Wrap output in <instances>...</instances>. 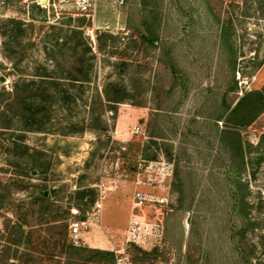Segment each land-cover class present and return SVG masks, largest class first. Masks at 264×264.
<instances>
[{"label": "rangeland", "instance_id": "obj_1", "mask_svg": "<svg viewBox=\"0 0 264 264\" xmlns=\"http://www.w3.org/2000/svg\"><path fill=\"white\" fill-rule=\"evenodd\" d=\"M78 18L72 0H0L3 264H75L73 208L81 220L101 217L89 219L83 247L124 248L132 262L136 248L149 252L155 241L152 264H264V111L240 130L244 164L224 134L227 110L264 87V0H97L94 22L79 27ZM143 22L160 46L131 53L132 40L147 34ZM45 75L55 82L42 85ZM23 83H34V120L17 106L18 116L2 115ZM158 133L165 138L151 137ZM130 146L139 148L134 175L121 158ZM138 174H168L164 230L134 206ZM44 189L47 203L36 202ZM133 220L149 228L135 243L127 239Z\"/></svg>", "mask_w": 264, "mask_h": 264}, {"label": "trees", "instance_id": "obj_2", "mask_svg": "<svg viewBox=\"0 0 264 264\" xmlns=\"http://www.w3.org/2000/svg\"><path fill=\"white\" fill-rule=\"evenodd\" d=\"M78 24L79 27H82L86 22L85 18H78ZM146 40L150 42L151 45H154L155 41L157 40V35L149 30L148 31V35L146 36ZM60 45V44H58ZM65 46L67 45V42L65 41L63 44H61V46ZM75 48H77L79 46V43H75ZM74 48V49H75ZM91 63H90V68H91ZM44 78H42L41 81L42 85L43 84H52L53 82H55V79L52 78L51 76L45 75L43 76ZM69 77L68 79L71 81H81L79 79L82 78V76H67ZM86 77V76H85ZM84 77V78H85ZM63 79V78H62ZM66 79V78H64ZM34 83H32V85H28V84H17L15 87V90L17 92L16 94V100L12 101L9 104H6V108L3 110L2 115H5L6 113H8L10 110L13 111L15 114H13L14 116H18L19 114V110H14L12 109L13 106L14 107H20L22 110V113L25 111H31L30 117L27 120H34L35 119V115L38 113L36 111L32 112V109L29 107L32 105V103L30 104L28 100H30L31 98H33L35 96V94L31 95L32 93V89L34 88ZM33 86V87H32ZM24 87V88H22ZM45 91H47L48 97L50 98V92H49V88H47ZM31 92V93H30ZM108 97V95H107ZM126 96H124V93H122L121 95H118L114 98L113 100H109L110 102H115V103H119L122 98ZM27 108V109H26ZM30 108V109H28ZM38 111V110H37ZM264 111V87L260 90H253L250 92H247L244 96H242L239 101L236 103V105L232 108V109H228V115L227 117H225V124H226V129L224 134L225 135H229L231 136V138H234L235 140V145H233L235 151L237 152V154L240 156L242 163L244 164L245 162V154H246V148L244 146V143L241 141L240 139V130H246L248 129L251 124L253 123V121L255 120V118L261 114ZM3 125V129H11L13 128V126L7 125V124H2ZM25 130L29 131V128L24 127ZM43 130V128L40 126L37 131H41ZM153 145H158L156 140H152L151 142ZM260 145H264V135L261 137L260 139ZM250 147V145H248ZM139 151V148L137 147H132L130 146L129 149H127L126 151H122L121 152V158L123 159V165H124V171H126L127 173H129L130 175H134L135 172L137 171V166L136 164L131 161V157L135 156ZM155 156H147V159H154ZM264 160V156H261L258 159V162H261ZM86 192H80L79 193V198L81 200H84V198L86 197ZM48 196L46 194V189L42 190L40 192V196L36 199V202L38 203H42L45 204L47 203L48 200ZM236 197V195H235ZM95 198V197H94ZM94 198L91 199V203L94 202ZM5 199V195L4 193H0V205L3 204ZM244 196L242 197L243 201ZM45 210V208L43 209ZM67 227H68V223L65 222L63 225L64 228V233L67 234ZM21 231V228H20ZM21 238L18 237L17 240H13V244L18 245L20 244ZM136 247V246H135ZM156 250H153L151 252H147V251H143L139 248H136V256H134L133 259V263L134 264H152V256L153 253ZM5 252H7V250H2L0 249V264H3L4 262H6V256H5ZM139 255V256H138ZM68 257L69 260L72 261V263L75 264H115V254L112 251H108V250H100V249H91V248H86V247H74V246H70L68 249Z\"/></svg>", "mask_w": 264, "mask_h": 264}, {"label": "built area", "instance_id": "obj_3", "mask_svg": "<svg viewBox=\"0 0 264 264\" xmlns=\"http://www.w3.org/2000/svg\"><path fill=\"white\" fill-rule=\"evenodd\" d=\"M73 8L76 9L77 15L79 17L85 18L86 22H94L96 14H97V0H72ZM138 129V128H137ZM138 133V130H137ZM154 163L148 164L146 166L145 171H155ZM158 170L164 171L165 168L162 166L161 169L157 167ZM168 174H161L163 178L160 179H151L148 175L146 176V180H142L140 174L136 177V185L139 186V189L134 192L133 200L135 207H146V206H155V205H167L169 198V188L164 184ZM144 189V190H142ZM73 190H77V186L74 185ZM1 193V191H0ZM163 193V194H162ZM99 211L100 207L97 205ZM73 218L69 223V238L70 243L74 247H83L85 245L84 241V232L87 229V224L92 220V217H96L95 221L100 222L101 217L100 214H89L88 221L80 220L76 218L80 215V211L78 208L71 209ZM91 225V224H90ZM148 229L144 223L133 220L128 228L127 239L128 242L135 243L141 233H147ZM1 249V248H0ZM115 254V264H133L130 255L126 252L124 248L119 250H113Z\"/></svg>", "mask_w": 264, "mask_h": 264}, {"label": "crops", "instance_id": "obj_4", "mask_svg": "<svg viewBox=\"0 0 264 264\" xmlns=\"http://www.w3.org/2000/svg\"><path fill=\"white\" fill-rule=\"evenodd\" d=\"M142 27H144L146 29L145 32H147V34H143V33H141V31L139 32V35H140L141 40H142L141 43L138 42V37L135 39V41L132 40V42H131L132 44L130 46V50H131L130 52L131 53L132 52H135V51H139V47L140 46H143V49L145 50V53H150V51L156 50L160 46V43L158 42V36H157V40L155 41L154 45H151L150 42L146 40V38H147L146 36L148 35V31L149 30L153 31L156 34V32L154 31V29L151 27V25L149 23H147V22H143ZM138 45H140V46L138 47ZM151 46H152L153 49L152 50L148 49ZM171 52L172 51H171V48H170V50H169V57H170L171 60H173V58H171V56L173 55ZM171 66H172V68L174 70L177 69L175 63L173 65H171ZM136 106H139V105H136ZM139 107H143V106H139ZM151 137L153 139H157V140L158 139L165 138L164 134H161V133L154 134ZM175 176L177 177V173L175 174ZM138 189H139V186L136 185L135 191L138 190ZM168 192L170 194V188H169ZM173 192L177 195V200H178L179 190L178 191L173 190ZM140 208H144V207H140ZM145 208H148V210H147L148 214L151 213L150 216H148V215L146 216V222L147 223H150V226L153 227V229H154V226H158V227H161L162 230H164V222H165L164 220H165V216L168 217V214L170 212V210L168 209V205H155V206H150V207L149 206H146ZM134 210L135 209H133V212H134ZM144 214H146V213H144ZM82 220H84V219H82ZM136 221H138V220H136ZM157 231H158V229H157ZM155 232H156V229H155ZM152 242H151L152 244H151V248L149 249V252L150 251H153V250L160 251L161 250L160 249V246H158L157 244H155V241H152ZM147 252H148V250H147Z\"/></svg>", "mask_w": 264, "mask_h": 264}]
</instances>
